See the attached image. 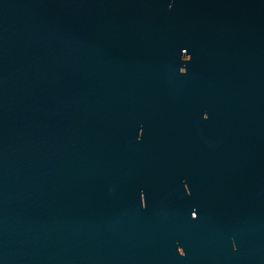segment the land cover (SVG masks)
<instances>
[{
  "label": "water",
  "instance_id": "95a60500",
  "mask_svg": "<svg viewBox=\"0 0 264 264\" xmlns=\"http://www.w3.org/2000/svg\"><path fill=\"white\" fill-rule=\"evenodd\" d=\"M0 264H264V0H0Z\"/></svg>",
  "mask_w": 264,
  "mask_h": 264
}]
</instances>
